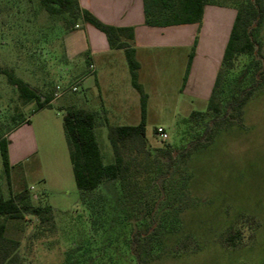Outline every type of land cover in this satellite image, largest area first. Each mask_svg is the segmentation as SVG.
I'll return each instance as SVG.
<instances>
[{
	"label": "rangeland",
	"instance_id": "rangeland-1",
	"mask_svg": "<svg viewBox=\"0 0 264 264\" xmlns=\"http://www.w3.org/2000/svg\"><path fill=\"white\" fill-rule=\"evenodd\" d=\"M224 8L234 9L229 4ZM65 35L64 23L49 16L37 0H0L1 66L13 69L43 95L54 96L51 108L34 115L35 104L23 105L15 88L0 75V135L8 138L9 148L13 142L26 143L31 152L33 141L38 148L22 164L10 161L9 180L0 152L1 195L9 199L27 188L32 204L51 206L54 215L52 228H42L30 215L5 222L6 237L20 242L24 264H66L69 252L77 264H146L143 259L152 260L150 264H264V81L246 109L245 128L221 133L210 149L193 158V202L179 216V224L172 222L171 215L156 217V212V222L146 229L143 220L123 221L115 206L122 196L119 181L99 188L107 200L99 215H92L80 200L63 122L71 105L98 111L100 98L96 88L87 91L80 86V76L66 66ZM257 38L260 51L256 57L264 62V23ZM73 87L78 91L73 92ZM180 108L173 103L147 121V140L153 148L166 143L180 149L188 142L185 137L199 135L196 129L187 132L180 121L186 115L181 110L176 113ZM193 108L205 111L207 107ZM23 120L25 127L20 125ZM109 124L135 123L111 119ZM159 126L166 129L165 139L155 133ZM95 137L103 163H113L107 126L99 125ZM169 176L173 183L181 175L173 170ZM171 195L175 194L170 190L164 192L165 204ZM138 233L150 238L142 242L141 259L136 256ZM186 236L195 242L187 252H176ZM230 236L234 243L228 240Z\"/></svg>",
	"mask_w": 264,
	"mask_h": 264
},
{
	"label": "trees",
	"instance_id": "trees-1",
	"mask_svg": "<svg viewBox=\"0 0 264 264\" xmlns=\"http://www.w3.org/2000/svg\"><path fill=\"white\" fill-rule=\"evenodd\" d=\"M37 1L49 16L59 18L64 23L65 33L81 25H90L106 35L111 49L123 50L132 86L140 96L141 121L137 126H112L97 111L74 107L67 111L63 122L64 134L81 202L90 209L92 215H99L97 212L104 211L107 206L106 198L98 193L99 188L106 183L119 181L122 196L115 206L123 214V221L143 220L148 229L156 222L154 214L158 212L156 217L171 215L172 222L179 224V216L193 202L190 188L193 158L210 149L221 133L233 128H245L246 109L263 87L264 62L256 57V53L260 51L257 36L264 23V0H143L145 24L150 27L200 25L204 9L209 5L225 7L229 4L237 12L207 110L193 112L189 118L181 121L188 133L190 129H196L199 135L191 139L185 137L188 142L180 149L166 143L153 148L147 140L148 95L139 83L140 64L133 47L134 29L102 23L88 10L82 9L78 0ZM0 75L15 88L23 105L35 104L33 114L51 108L53 94L43 95L17 77L13 69L2 67L1 64ZM99 125L107 126L113 150L114 161L108 165L103 163L95 137V129ZM0 152L9 180V141L1 135ZM173 170L181 176L172 183L168 177ZM167 190L175 195H171L172 198L165 204L163 195ZM169 208L172 211L169 212ZM25 215L36 217L42 228L54 226L52 207L34 206L27 188L9 199H5L0 192V218L4 220L0 223V264H24L19 255L20 242L6 237L5 222L22 220ZM149 240L148 236L137 234L136 256L140 259L145 246L142 242ZM228 240L234 243L231 236ZM191 242L194 243L195 239L186 236L175 249L176 252H187ZM66 259V264H77L72 252L67 254ZM150 262L152 260L143 259L142 263Z\"/></svg>",
	"mask_w": 264,
	"mask_h": 264
},
{
	"label": "crops",
	"instance_id": "crops-1",
	"mask_svg": "<svg viewBox=\"0 0 264 264\" xmlns=\"http://www.w3.org/2000/svg\"><path fill=\"white\" fill-rule=\"evenodd\" d=\"M80 3L106 25L134 29L139 83L148 95L146 127L149 119L166 111L173 103L184 108L176 112L181 110V114L186 115L180 121L193 112L207 110L196 111L193 107H208L236 10L209 5L204 9L200 25L150 27L145 24L143 0H80ZM194 45L195 53L190 62ZM64 52L69 71L80 76L79 85H84L87 91L98 90L97 112L108 122L115 119L135 123L126 126L140 123V96L132 86L123 50L111 49L104 33L93 26L81 25L66 33ZM159 127L166 132L164 126ZM17 145L13 142L9 148L10 161L15 165L22 164L32 151H38L35 141L31 152L26 143Z\"/></svg>",
	"mask_w": 264,
	"mask_h": 264
},
{
	"label": "built area",
	"instance_id": "built-area-1",
	"mask_svg": "<svg viewBox=\"0 0 264 264\" xmlns=\"http://www.w3.org/2000/svg\"><path fill=\"white\" fill-rule=\"evenodd\" d=\"M78 28V27H77ZM72 91L73 92H77L78 91V89H77V87H73L72 88ZM63 95V93H61V94H59L58 96H57V98H60L61 96ZM157 134L159 135V137H161L162 139H165V130L162 128V127H159V128H157Z\"/></svg>",
	"mask_w": 264,
	"mask_h": 264
}]
</instances>
